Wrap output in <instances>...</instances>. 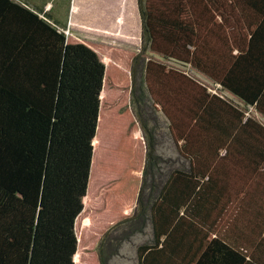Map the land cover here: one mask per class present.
I'll use <instances>...</instances> for the list:
<instances>
[{
    "label": "trees",
    "instance_id": "obj_1",
    "mask_svg": "<svg viewBox=\"0 0 264 264\" xmlns=\"http://www.w3.org/2000/svg\"><path fill=\"white\" fill-rule=\"evenodd\" d=\"M137 6L133 52L0 0V264H108L105 237L136 218L152 233L136 246L138 264H264V122L252 113L264 118V0ZM149 101L186 161L164 175L142 117Z\"/></svg>",
    "mask_w": 264,
    "mask_h": 264
},
{
    "label": "rangeland",
    "instance_id": "obj_2",
    "mask_svg": "<svg viewBox=\"0 0 264 264\" xmlns=\"http://www.w3.org/2000/svg\"><path fill=\"white\" fill-rule=\"evenodd\" d=\"M127 6L129 5L127 4ZM140 31H141L140 29L133 30L132 33L135 35V38L132 37V39L128 42L126 38L119 37V39L117 38L115 39L117 42L115 45H109V46H114L128 51L138 52L140 50V43H139L140 41H138V38L141 36ZM102 61L106 65L110 63L118 64L121 70L126 71L125 76L129 78L130 73L124 68L121 62H116L112 56L108 54L103 55ZM190 72L196 76L193 70H190ZM128 99L130 100L131 110L137 120V130L134 133V136L138 140L143 141V144L145 145L146 139L144 136L142 126L138 120L136 109L131 103V98ZM142 117L143 119L146 118V124L148 126V129H151L154 134L155 137L154 151L156 154L159 155V159H158L159 164L157 165V167L161 169L162 174L164 175L171 168L173 169L175 167H181V164H183V160L178 156L174 143L168 133L167 120L163 115V113L159 110V107L152 105L151 102L149 101L147 105H143ZM94 146L97 147V141L96 143L94 142ZM143 167L144 165L141 164L139 167V171H137V174L141 177H143L142 176ZM154 174H155V182H158L159 179L164 177L162 174H159L157 170H155ZM150 182H151V175L148 173L146 179L147 184L144 187L143 192L141 193L143 200L145 199L147 200V197L151 195L150 186H149ZM92 201L93 200H91L88 196H86L83 199V204L87 205V203ZM137 206L138 205L136 203L129 204L124 202V213L130 216H135L133 214L135 213ZM85 220L86 219L83 220V223L80 226H86L88 225V223H90V219H87L86 221ZM139 228L141 230H137ZM105 231L100 229V230H96V232L92 234L95 235V237L92 238L90 242L92 248L93 249L96 248L95 250L96 252H98V247L100 245L101 239L105 236L106 233ZM150 237H151V228L148 221L142 227L140 221L137 218L134 219V221H132L131 223H125L115 229L110 230L109 234H107V236L104 239V245L101 246V248L103 247V252L105 256H107L108 258L107 263L108 264H138L136 257V246L148 240ZM94 256H95V252H94Z\"/></svg>",
    "mask_w": 264,
    "mask_h": 264
},
{
    "label": "crops",
    "instance_id": "obj_3",
    "mask_svg": "<svg viewBox=\"0 0 264 264\" xmlns=\"http://www.w3.org/2000/svg\"><path fill=\"white\" fill-rule=\"evenodd\" d=\"M14 1L36 12L39 16L45 18L57 29L62 30L66 34L105 45H115L117 43L115 39H119V37L126 38L128 42L132 37L135 38V35L132 33L133 30H141V17L137 6V0ZM127 4L129 6H127ZM138 41H140L139 43L141 45V36L138 38ZM195 74L197 78L208 85L211 92L217 91L216 84L199 72H195ZM222 93L228 98L236 101V98L229 93ZM249 109L251 108L249 107L248 111ZM252 113L264 122V118L260 117L257 113ZM223 152L224 151L221 150L220 154ZM179 157L183 160L181 166L186 165L184 158L181 156ZM240 221L242 223H235V227L230 230V233L237 227H241L238 229H245L247 220L243 218L240 219Z\"/></svg>",
    "mask_w": 264,
    "mask_h": 264
}]
</instances>
